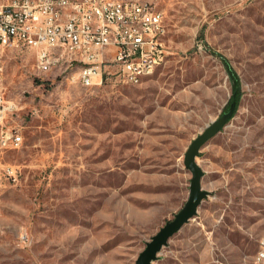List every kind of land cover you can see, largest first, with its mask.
<instances>
[{
	"label": "rangeland",
	"instance_id": "374dc122",
	"mask_svg": "<svg viewBox=\"0 0 264 264\" xmlns=\"http://www.w3.org/2000/svg\"><path fill=\"white\" fill-rule=\"evenodd\" d=\"M139 1L162 12L167 56L138 84L50 79L34 49L6 51L22 142L0 149V264H134L187 198L189 143L233 103L196 158L208 196L152 264H253L264 237V0Z\"/></svg>",
	"mask_w": 264,
	"mask_h": 264
},
{
	"label": "built area",
	"instance_id": "2783aa9c",
	"mask_svg": "<svg viewBox=\"0 0 264 264\" xmlns=\"http://www.w3.org/2000/svg\"><path fill=\"white\" fill-rule=\"evenodd\" d=\"M162 12L139 0H0V149L18 148L22 135L10 120L16 105L3 90L4 55L9 48L36 51V69L50 79L101 84L109 74L138 84L161 65L167 50ZM16 178L17 169L4 167ZM23 242L27 233H21ZM253 264H264L258 239Z\"/></svg>",
	"mask_w": 264,
	"mask_h": 264
},
{
	"label": "water",
	"instance_id": "95a60500",
	"mask_svg": "<svg viewBox=\"0 0 264 264\" xmlns=\"http://www.w3.org/2000/svg\"><path fill=\"white\" fill-rule=\"evenodd\" d=\"M234 108L233 103L227 111L207 123L204 129L189 143L183 155V164L191 174L187 198L173 218L167 220L146 241L145 247L138 254L134 264H152L158 258L161 249L167 245L169 238L197 214L200 204L209 192L202 187L201 179L204 171L197 163L196 158L202 145L214 136L232 116Z\"/></svg>",
	"mask_w": 264,
	"mask_h": 264
},
{
	"label": "trees",
	"instance_id": "16d2710c",
	"mask_svg": "<svg viewBox=\"0 0 264 264\" xmlns=\"http://www.w3.org/2000/svg\"><path fill=\"white\" fill-rule=\"evenodd\" d=\"M223 60H224L223 63L226 66V70L228 72L230 82H231L232 93H231L230 102L234 101L237 104L240 98V95H241L239 78L237 76V73L230 67L227 61L225 59Z\"/></svg>",
	"mask_w": 264,
	"mask_h": 264
},
{
	"label": "bare ground",
	"instance_id": "6f19581e",
	"mask_svg": "<svg viewBox=\"0 0 264 264\" xmlns=\"http://www.w3.org/2000/svg\"><path fill=\"white\" fill-rule=\"evenodd\" d=\"M156 67H157V66L150 67V68H149V74H151V73L154 71V69H155ZM263 239H264V237H263ZM257 251H258V248H257Z\"/></svg>",
	"mask_w": 264,
	"mask_h": 264
},
{
	"label": "crops",
	"instance_id": "0c3cea01",
	"mask_svg": "<svg viewBox=\"0 0 264 264\" xmlns=\"http://www.w3.org/2000/svg\"><path fill=\"white\" fill-rule=\"evenodd\" d=\"M6 96V95H5ZM7 98V97H6ZM15 122V121H14ZM16 125V124H15Z\"/></svg>",
	"mask_w": 264,
	"mask_h": 264
}]
</instances>
